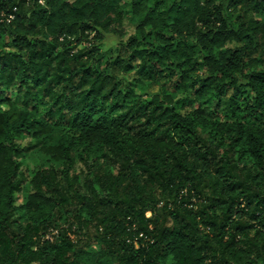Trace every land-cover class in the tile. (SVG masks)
Returning a JSON list of instances; mask_svg holds the SVG:
<instances>
[{"label":"trees","instance_id":"16d2710c","mask_svg":"<svg viewBox=\"0 0 264 264\" xmlns=\"http://www.w3.org/2000/svg\"><path fill=\"white\" fill-rule=\"evenodd\" d=\"M129 13L0 0V264H264V0Z\"/></svg>","mask_w":264,"mask_h":264},{"label":"rangeland","instance_id":"374dc122","mask_svg":"<svg viewBox=\"0 0 264 264\" xmlns=\"http://www.w3.org/2000/svg\"><path fill=\"white\" fill-rule=\"evenodd\" d=\"M69 1H73V0H69ZM116 1L122 7V10H125L123 19L121 20L120 23L115 24L112 27L111 31L105 34L102 38V41L98 43V45L101 47V50L103 52H106L112 56H115L120 52L122 53L124 49L123 46L126 44L127 40L135 34V26L131 20V15L129 13L130 0H116ZM3 41L7 42V39H4ZM142 89L143 91H141V89H138L137 92H140V94L143 95V98H148L150 95L155 94L158 91V86L154 84L143 83ZM29 141L30 140L27 139L24 142V145H26ZM18 162L20 164L21 172L24 174V176L27 179V181H25V183L22 186V191L16 195L17 198L16 205L21 206L25 201L26 195L30 191L28 181L31 171L36 166L44 164V161L43 158L37 157L36 155L29 153L25 156V158L18 159ZM77 171L78 172L81 171L80 167H78ZM92 247L95 248L96 245L94 244Z\"/></svg>","mask_w":264,"mask_h":264}]
</instances>
